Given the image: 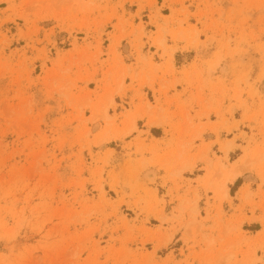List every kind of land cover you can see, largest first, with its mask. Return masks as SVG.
I'll list each match as a JSON object with an SVG mask.
<instances>
[{
    "label": "rangeland",
    "instance_id": "obj_1",
    "mask_svg": "<svg viewBox=\"0 0 264 264\" xmlns=\"http://www.w3.org/2000/svg\"><path fill=\"white\" fill-rule=\"evenodd\" d=\"M0 264H264V0H0Z\"/></svg>",
    "mask_w": 264,
    "mask_h": 264
}]
</instances>
